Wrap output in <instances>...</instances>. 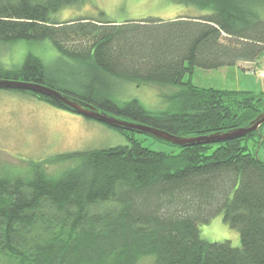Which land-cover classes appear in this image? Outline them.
Returning <instances> with one entry per match:
<instances>
[{"label":"trees","instance_id":"trees-1","mask_svg":"<svg viewBox=\"0 0 264 264\" xmlns=\"http://www.w3.org/2000/svg\"><path fill=\"white\" fill-rule=\"evenodd\" d=\"M83 1L0 0V47L51 40L83 65L69 88L83 91L49 83L34 55L18 68L0 66V79L62 89L110 115L182 137L229 133L263 111L264 93L184 80L196 68L259 63L264 0H170L207 13L168 20L52 19ZM131 81L180 90L171 107L158 111L136 98L120 102L103 93ZM261 128L176 146V153L153 150L135 137L139 133L114 128L128 134L127 145L56 156V163H76L54 177L39 166L34 174L0 172V264H264ZM218 213L239 230V247L203 238L201 226Z\"/></svg>","mask_w":264,"mask_h":264},{"label":"rangeland","instance_id":"rangeland-1","mask_svg":"<svg viewBox=\"0 0 264 264\" xmlns=\"http://www.w3.org/2000/svg\"><path fill=\"white\" fill-rule=\"evenodd\" d=\"M188 3L170 0H84L52 14L56 21L74 18H97L115 21L146 18L168 20L177 16H200L207 11ZM42 60L47 69L49 83L69 89L77 72L82 71L78 59L63 55L51 40H18L0 47V66L18 68L27 56ZM257 64L241 63L213 69L196 68L185 80L191 78L198 87L250 91L257 96L264 93V84L258 79L264 70V56ZM259 67V71L252 69ZM258 75V76H257ZM113 89H104L106 96L120 102L138 99L148 110L158 111L172 106L179 86L159 85L145 81L113 83ZM62 90V89H59ZM99 91L102 89H98ZM260 104L264 110V95ZM264 135V126L261 128ZM128 134L99 121L86 118L72 110L56 106L20 90L0 89V172L3 175L35 173L43 169L54 177L75 160L56 163L54 157L71 152L103 149L127 145ZM145 146L157 151L178 152L176 146L154 140L151 136L136 134ZM264 159V150L261 149ZM54 159V161H53ZM44 173V172H43ZM203 238L210 242L229 241L241 245L239 230L230 226L223 213L216 214L210 222L201 226Z\"/></svg>","mask_w":264,"mask_h":264},{"label":"water","instance_id":"water-1","mask_svg":"<svg viewBox=\"0 0 264 264\" xmlns=\"http://www.w3.org/2000/svg\"><path fill=\"white\" fill-rule=\"evenodd\" d=\"M0 89L28 91L36 95H43L50 98L51 100L56 101L59 104L66 106L75 113L85 116L86 118L99 121L113 128H119L125 131H132L139 134L149 135L151 137H154L155 139L162 140L166 143H169L170 145L178 147L190 146L203 141L216 142L225 138L245 136L250 133L259 131L260 128L264 125L263 110L258 116L250 121L248 125L240 127L232 132L217 133L205 138L182 137L151 126L120 119L116 116L102 111L101 109L90 103L83 102L59 90L53 89L49 86L37 82L14 79H0Z\"/></svg>","mask_w":264,"mask_h":264},{"label":"built area","instance_id":"built-area-1","mask_svg":"<svg viewBox=\"0 0 264 264\" xmlns=\"http://www.w3.org/2000/svg\"><path fill=\"white\" fill-rule=\"evenodd\" d=\"M260 68L263 69L264 67H260ZM257 71H259L258 66L256 68L252 69V72H254V73H256ZM258 74H259V76L257 75L259 77L258 79L260 80L261 83L264 84V70H260Z\"/></svg>","mask_w":264,"mask_h":264},{"label":"clouds","instance_id":"clouds-1","mask_svg":"<svg viewBox=\"0 0 264 264\" xmlns=\"http://www.w3.org/2000/svg\"><path fill=\"white\" fill-rule=\"evenodd\" d=\"M247 64H254V63H247ZM256 64V63H255Z\"/></svg>","mask_w":264,"mask_h":264},{"label":"flooded vegetation","instance_id":"flooded-vegetation-1","mask_svg":"<svg viewBox=\"0 0 264 264\" xmlns=\"http://www.w3.org/2000/svg\"><path fill=\"white\" fill-rule=\"evenodd\" d=\"M38 96V95H37Z\"/></svg>","mask_w":264,"mask_h":264}]
</instances>
